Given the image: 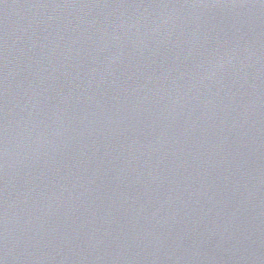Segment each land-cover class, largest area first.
Instances as JSON below:
<instances>
[{"label": "water", "instance_id": "95a60500", "mask_svg": "<svg viewBox=\"0 0 264 264\" xmlns=\"http://www.w3.org/2000/svg\"><path fill=\"white\" fill-rule=\"evenodd\" d=\"M0 264H264V0H0Z\"/></svg>", "mask_w": 264, "mask_h": 264}]
</instances>
